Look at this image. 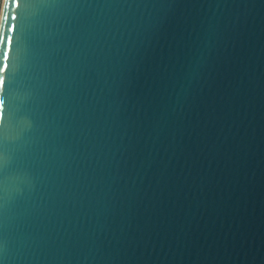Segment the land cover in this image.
Listing matches in <instances>:
<instances>
[{"label": "water", "instance_id": "obj_1", "mask_svg": "<svg viewBox=\"0 0 264 264\" xmlns=\"http://www.w3.org/2000/svg\"><path fill=\"white\" fill-rule=\"evenodd\" d=\"M0 63V264H264V0H2Z\"/></svg>", "mask_w": 264, "mask_h": 264}, {"label": "snow or ice", "instance_id": "obj_2", "mask_svg": "<svg viewBox=\"0 0 264 264\" xmlns=\"http://www.w3.org/2000/svg\"><path fill=\"white\" fill-rule=\"evenodd\" d=\"M17 3H19V0H17ZM8 44H11V38H8ZM4 61H7L9 59L8 54H3ZM9 65L7 63H0V92H2L3 88L6 84V79L4 77V73L7 72ZM4 100L0 99V119L3 118V107H4Z\"/></svg>", "mask_w": 264, "mask_h": 264}, {"label": "rangeland", "instance_id": "obj_3", "mask_svg": "<svg viewBox=\"0 0 264 264\" xmlns=\"http://www.w3.org/2000/svg\"><path fill=\"white\" fill-rule=\"evenodd\" d=\"M1 1H2V0H0V6H1Z\"/></svg>", "mask_w": 264, "mask_h": 264}]
</instances>
